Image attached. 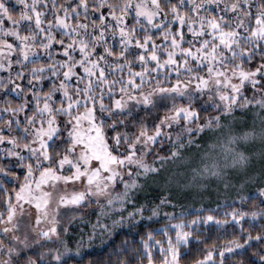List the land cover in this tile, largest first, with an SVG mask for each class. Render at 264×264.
<instances>
[{
	"label": "snow or ice",
	"instance_id": "snow-or-ice-1",
	"mask_svg": "<svg viewBox=\"0 0 264 264\" xmlns=\"http://www.w3.org/2000/svg\"><path fill=\"white\" fill-rule=\"evenodd\" d=\"M193 248L264 264V0H0V264Z\"/></svg>",
	"mask_w": 264,
	"mask_h": 264
},
{
	"label": "trees",
	"instance_id": "trees-1",
	"mask_svg": "<svg viewBox=\"0 0 264 264\" xmlns=\"http://www.w3.org/2000/svg\"><path fill=\"white\" fill-rule=\"evenodd\" d=\"M10 2L14 3V0H10ZM217 198L215 196L212 197V201H215ZM223 199L224 197L221 196L219 197V201L221 203H223ZM202 205L204 206H211V207H215V203H212L208 197H205L203 201L200 200L199 197H195L193 199H190L188 201L185 202V208L188 209L189 211H194L195 209L201 207ZM177 211H179V209H177ZM163 224V221L160 222V224H153L152 227L154 228H159L160 225ZM125 231H127V229H125ZM216 233L212 234V239L209 241V244H211L213 241H215L216 239ZM123 236H121L120 238L117 239V243H119V239H122ZM157 238H160L159 236ZM96 252H99V241H97V246H96ZM201 253L199 251H197L195 248H193V250L190 252V254L188 255L185 264H191L193 259H198L200 257ZM96 256L94 255L93 257H91V259H95ZM104 260H107V256L105 255L103 257ZM115 259V258H114Z\"/></svg>",
	"mask_w": 264,
	"mask_h": 264
}]
</instances>
